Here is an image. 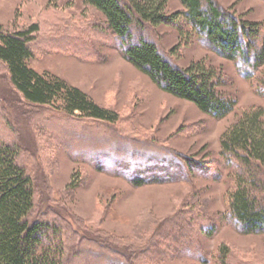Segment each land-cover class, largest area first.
Masks as SVG:
<instances>
[{
	"label": "rangeland",
	"instance_id": "obj_1",
	"mask_svg": "<svg viewBox=\"0 0 264 264\" xmlns=\"http://www.w3.org/2000/svg\"><path fill=\"white\" fill-rule=\"evenodd\" d=\"M214 1L258 24L264 39V0ZM184 10L179 0H168L165 13ZM178 24L145 25L134 34L156 43L176 67L202 62L216 70L220 90L237 101L224 119L161 90L124 58L123 46L108 30L105 17L82 0H0V25L5 30L38 27L30 43L31 68L80 89L120 117L115 125H108L81 121L51 106L29 105L10 84L0 62V142L19 147V162L36 187L32 220L47 221L62 231L70 249L67 264H74L72 252L80 253L81 264H108L94 253L106 248L141 264L148 255L147 250L143 253L145 240L158 222L174 212L183 214V219H197L207 230L213 225L214 232L195 234L199 258L186 251L164 264H220L223 248L230 255L227 264H264V233L242 234L228 219L238 173L228 165L221 147L223 135L246 111L264 110V66L247 77L236 61L213 50L187 24ZM115 136L128 149L135 145V172L163 164L194 169H185V179L174 181L172 176L169 181L136 187L81 157L84 151L103 149V140ZM198 167L218 169L220 176L204 175Z\"/></svg>",
	"mask_w": 264,
	"mask_h": 264
},
{
	"label": "trees",
	"instance_id": "obj_2",
	"mask_svg": "<svg viewBox=\"0 0 264 264\" xmlns=\"http://www.w3.org/2000/svg\"><path fill=\"white\" fill-rule=\"evenodd\" d=\"M82 1L105 17L108 30L123 46L122 53L128 62L164 92L193 103L201 112L216 119L226 118L237 105L236 99L220 90L221 77L216 70L202 62L186 68L176 67L156 43L143 37L137 39L134 31H142L145 25L178 26L182 21L221 56L236 61L247 77H252L264 66L260 26L222 9L214 0H179L185 9L178 13L179 16L165 13L168 0ZM37 31L35 25L21 31L5 30L0 25V62L5 65L13 88L29 105L51 106L81 121L115 125L120 120L117 112L98 105L83 91L60 78L40 74L29 66L34 57L30 43ZM261 87L264 94V82ZM263 116V109L246 111L221 141L222 155L238 173L235 189L229 197L228 219L245 235L264 233ZM118 139L119 136H115L110 141L103 140V149L84 151L81 157H86L96 169L125 178L136 187L172 179V176V180H179L185 177L188 168L194 169L186 164H174L170 168L163 164L161 168L135 172L136 168H132L138 158L132 152L135 145L128 149L126 143ZM19 152L17 145L0 142V264H67L70 249L62 231L47 221L32 220L36 187L19 162ZM171 168L177 171L170 172ZM197 169L216 179L220 176L218 169ZM181 215L174 212L155 225L145 240L147 249L145 247L143 253L147 250L148 255L143 256L145 260L142 259L141 264H164L186 251L189 257L201 256L195 234L211 236L214 226L207 230L197 219L187 220ZM220 252V264H227L229 253L225 248ZM94 253L100 256L102 263L137 264L132 257L128 260L123 255L116 256L108 248ZM71 254L74 264H81L80 253Z\"/></svg>",
	"mask_w": 264,
	"mask_h": 264
}]
</instances>
